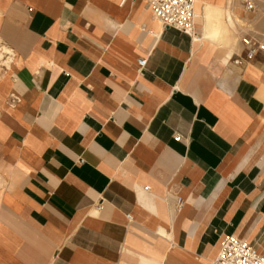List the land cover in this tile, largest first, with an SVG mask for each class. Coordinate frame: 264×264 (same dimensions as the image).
I'll return each instance as SVG.
<instances>
[{
    "label": "crops",
    "instance_id": "obj_1",
    "mask_svg": "<svg viewBox=\"0 0 264 264\" xmlns=\"http://www.w3.org/2000/svg\"><path fill=\"white\" fill-rule=\"evenodd\" d=\"M233 1L196 41L149 0H0V264L264 251V55L206 18Z\"/></svg>",
    "mask_w": 264,
    "mask_h": 264
},
{
    "label": "built area",
    "instance_id": "obj_2",
    "mask_svg": "<svg viewBox=\"0 0 264 264\" xmlns=\"http://www.w3.org/2000/svg\"><path fill=\"white\" fill-rule=\"evenodd\" d=\"M125 1V0H123ZM246 10L256 7L255 0H241ZM153 16L163 26L173 27L196 37V0H149ZM243 44L246 49L245 58L250 61L260 53L264 55V41L254 37H244ZM138 73L145 69L147 60L140 58ZM178 140L181 135L176 136ZM183 199H177L176 208L181 210ZM215 264H264V251H260L248 241L234 234L225 235L220 241V249Z\"/></svg>",
    "mask_w": 264,
    "mask_h": 264
},
{
    "label": "rangeland",
    "instance_id": "obj_3",
    "mask_svg": "<svg viewBox=\"0 0 264 264\" xmlns=\"http://www.w3.org/2000/svg\"><path fill=\"white\" fill-rule=\"evenodd\" d=\"M234 1H233L231 6L238 7L242 10H241V15H239L236 12V10L234 12L232 11L234 9V7L232 8V10H228L229 12L227 11V13H228L227 16L228 15L231 16L232 22H229V21L226 22L227 16L224 12L222 13L221 5H216V7L219 11L218 18H220V20H221V17H222L221 21H223V23L225 25V32L226 33L235 32L239 28H241L243 30V34H241V37L240 36L237 37L238 38L237 39V41H238L237 42V49H239L240 46L241 47L244 46L243 41H242L244 37H254V38H257L259 40L264 41V0H255L256 7L252 10H246L243 2L241 0H234ZM205 6H207V5H205ZM198 13L199 12L197 11V14ZM223 30H224V28H223V26H221L219 34L217 35L216 38L213 37L210 33H209V37L212 40H217L220 37V35L222 34ZM241 49H243V52H242V50H241V52H240V50H237V51H239L240 54L244 55L246 53V49H245V47H243ZM230 55L231 54H229V56H227V58H229Z\"/></svg>",
    "mask_w": 264,
    "mask_h": 264
},
{
    "label": "bare ground",
    "instance_id": "obj_4",
    "mask_svg": "<svg viewBox=\"0 0 264 264\" xmlns=\"http://www.w3.org/2000/svg\"><path fill=\"white\" fill-rule=\"evenodd\" d=\"M197 0H196V11H197ZM207 6L206 7V18L208 19V21L210 22V25H209V28H210V34L213 36V37H217V35L219 34V31L221 29V24H222V21L220 20V18H218V9L216 7V5L214 6L212 3H206ZM236 12L241 15V10L240 8L236 7L235 8ZM229 12V11H228ZM198 16H199V13H198ZM205 16V13L204 15ZM205 18V17H204ZM228 20L229 22H232V18L230 15H228ZM207 21V22H208ZM208 22V23H209ZM204 24V22H203ZM200 26V25H199ZM208 26V25H207ZM204 31V30H203ZM196 39V41H198V36L196 37H193ZM229 56V55H228Z\"/></svg>",
    "mask_w": 264,
    "mask_h": 264
}]
</instances>
